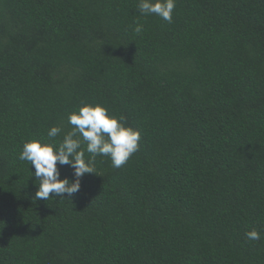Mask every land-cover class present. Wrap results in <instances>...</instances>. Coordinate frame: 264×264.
Returning <instances> with one entry per match:
<instances>
[{"label":"trees","instance_id":"trees-1","mask_svg":"<svg viewBox=\"0 0 264 264\" xmlns=\"http://www.w3.org/2000/svg\"><path fill=\"white\" fill-rule=\"evenodd\" d=\"M137 4L0 0V264H264V0H176L171 23ZM83 104L138 151L35 200L23 145Z\"/></svg>","mask_w":264,"mask_h":264},{"label":"clouds","instance_id":"clouds-1","mask_svg":"<svg viewBox=\"0 0 264 264\" xmlns=\"http://www.w3.org/2000/svg\"><path fill=\"white\" fill-rule=\"evenodd\" d=\"M175 6L176 0H138L137 10L141 15L154 14L171 23ZM134 31L141 33L143 25L137 22ZM67 122L72 128L58 144L33 139L24 143L19 154L21 161L29 162L35 169L32 173L39 182L35 200L47 201L53 193L55 197L71 200L80 191L85 174L98 175L94 167L97 156L109 157L112 166L120 168L138 151L140 131L127 126L123 114H110L101 104H83L68 114ZM61 131L59 126H52L47 136L56 138ZM85 152L89 154L87 158ZM58 163L71 167L74 179H61ZM246 237L257 241L261 234L253 229Z\"/></svg>","mask_w":264,"mask_h":264}]
</instances>
